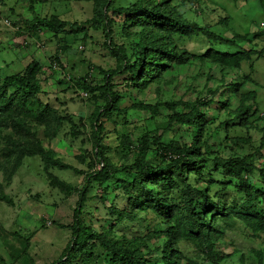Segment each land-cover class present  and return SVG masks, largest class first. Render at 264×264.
I'll list each match as a JSON object with an SVG mask.
<instances>
[{"label": "rangeland", "instance_id": "obj_1", "mask_svg": "<svg viewBox=\"0 0 264 264\" xmlns=\"http://www.w3.org/2000/svg\"><path fill=\"white\" fill-rule=\"evenodd\" d=\"M135 1L100 0L106 17L94 27L93 0H0V102L3 106L10 103L7 109L0 108V198L6 196L12 201H0V264H54L58 260L62 264H112V255L101 247V241L134 248L144 242L148 250L162 241L157 237L162 229L156 211L143 203L145 194L138 198L140 190L134 175L116 174L108 181H94L92 175L100 169L94 151L96 119L103 127L98 135L100 153L110 168L129 166L135 160L169 165V159L155 146L145 152L141 145L157 138L168 149L167 157L175 155L171 148L190 145L193 128L171 119L174 111L180 110L173 106L199 99L208 103L211 97L207 91L219 86L223 73L228 80L248 75L250 82L231 98L229 111L202 108L207 112L199 122L203 123L196 142L200 152L183 171L191 189H205L211 199L229 205L236 184L224 177L215 161L254 155L249 160L255 167L264 164L260 147L264 134V10L258 0L235 4L229 0H199L193 6L167 0L174 13L201 29L209 28L227 37L249 32L254 38L259 33L253 46L244 45L258 54L251 56L252 67L249 63H243L240 71L213 67L209 74L215 80H207V67L175 64L173 68L172 56L155 54L148 71L145 66L140 78L133 81L128 73L120 71L141 56L132 36L140 30L154 32L152 21L145 25L142 17L135 20L125 12ZM52 17L66 23L60 32L37 23L31 34L34 18L50 21ZM224 18L229 22L218 24ZM103 27H108L110 34ZM159 37L164 40L162 45L172 42L177 51L188 55H201L209 45H218L200 37L171 34L168 40L165 33ZM32 61L41 65L33 82L40 92L28 98L29 114L25 116L17 106L20 94L13 98L14 88L2 97L1 79L23 75ZM108 73L112 74L106 78ZM104 91L117 99L115 111L105 110ZM248 92L256 93L255 101L249 102L252 109L236 119L238 101ZM138 105L148 109L136 108ZM6 113L10 118H5ZM226 121L230 122L222 132ZM21 162L24 165L17 167ZM174 177L172 184L168 178H164L165 184L157 179L147 182L148 193L163 194L179 211L185 207V195L194 197L195 204L202 199ZM83 190L87 200L81 222L96 238H85L76 247L71 243L70 227ZM176 248L184 257H202L192 243L178 242ZM216 250L226 255L238 252L220 264H239L240 260L251 263L253 250L264 255V238H252L237 225L225 231Z\"/></svg>", "mask_w": 264, "mask_h": 264}, {"label": "trees", "instance_id": "obj_2", "mask_svg": "<svg viewBox=\"0 0 264 264\" xmlns=\"http://www.w3.org/2000/svg\"><path fill=\"white\" fill-rule=\"evenodd\" d=\"M199 0H181V4H187L193 6L197 4ZM235 4L239 0H229ZM167 0H136L129 9L125 12L131 15L135 20L142 17L144 24L148 21H152L154 25V32L145 33V31H138L132 36V40L135 43V48L141 52V56L138 57L130 66L124 65L120 71L122 73H128L133 81L138 77L140 78L141 72L150 67L151 57L155 56H168L171 59L170 64L175 68L176 65L190 64L191 66L207 67V80H215L210 76L213 67L220 68L221 71L236 70L240 71L243 63H249L252 67V54L258 55L254 49L247 50L244 48L245 44L253 46L254 38L259 36L254 34V38L249 37V32L245 34L232 33L230 37H227L225 33L218 35L212 32L209 28L201 29L196 24H188L182 17L174 13L167 5ZM259 6L264 10V0H258ZM93 21L98 27L99 20L105 16V9L100 5V0H93ZM106 17V16H105ZM229 22L228 18L219 19L218 24L226 25ZM37 23L43 25L51 31L60 32L66 23L60 21L57 17H52L50 21L38 20L34 18V22L30 29L31 34L37 28ZM145 24V25H146ZM106 26V25H104ZM108 28V27H107ZM106 29L107 35L110 34L109 29ZM142 29V28H141ZM173 31V32H171ZM180 31V33L178 32ZM165 33L168 40L170 35H178L181 37H200L207 41L209 44L216 42L218 45L211 48L208 46L204 54L201 55H188L186 52L180 50L177 51L176 46L172 42L167 41V44L162 45L164 42L160 35ZM227 34V33H226ZM157 35V37H156ZM242 43V44H240ZM160 46H159V45ZM163 46V47H161ZM168 46V47H167ZM175 48V49H174ZM177 51V53H175ZM123 58L125 55L122 53ZM148 56V58L146 57ZM150 61V62H149ZM147 64V65H145ZM176 64V65H175ZM164 66V65H163ZM41 65L37 61L30 62L26 67L23 75L9 76L2 80V97L7 95L9 88H14L16 95L20 94L17 106L21 114L27 116L29 114L27 102L28 98H33L39 94V88L33 82L35 81ZM172 68V67H170ZM112 73H108L106 78L111 76ZM226 73H223L218 80L219 86L213 90L208 89L207 94L211 97L208 103H204L202 99L197 101H185L178 102L173 106L175 110L180 107L178 113L174 111L175 115L171 117L174 121L182 125H190L193 128V141L188 147H173L170 150L175 151L174 156H170L166 152H169L159 142V139H154L151 144L143 143L141 150L145 151L155 146L157 152L161 153L165 159H169V165H152L148 161L135 160L132 165L121 166L119 168H110L108 163L103 159L100 153V144L98 141V135L103 130L101 124H98V119L94 124L95 140L94 151L95 158L100 164V169L93 173L94 181H108L113 175L116 174H132L134 175V182L138 185L140 190L138 198H142L145 194L143 203L148 204L158 216L162 231L157 233V237L162 241L155 249H146L144 242L137 248L128 246H119L114 243H108L101 241V247L108 252V255H112L110 263L112 264H220L226 260H231L237 251L232 252L230 255H226L223 251L216 250V245L221 244L225 231L235 228L237 225H241L244 229L250 232L252 238H264V164L257 167L249 160L254 155H249L242 159H226L215 161V165L222 169V174L226 178L232 179L236 187L234 190V198L229 205L222 202L215 201L209 197V194L205 189L192 188L188 185L187 175L184 173V168H189L190 164L195 161V157L200 152L199 145L196 143L200 135H202V126L199 122L205 117L207 110H202L204 106H211L212 108H222L227 111L230 110V101L233 96L237 95L240 89L248 82L250 77L248 75H238L233 79L228 80ZM106 94V109L115 111L117 99H112ZM221 97V100L218 99ZM241 100L238 101L236 119L243 117L252 109V105L249 102H254L256 93L248 92L242 94ZM8 102V101H7ZM10 103L0 102V108L7 109ZM136 108L148 109L146 105H138ZM10 114L6 113L5 118ZM13 117H15L13 115ZM41 117V116H40ZM16 118V117H15ZM15 121L14 119H12ZM21 122H23L21 120ZM230 121L223 123L222 132H225L226 125ZM16 124H18L16 122ZM19 125V124H18ZM221 129V128H220ZM216 132H218L216 130ZM261 149L264 150V134L261 138ZM165 152V155L164 153ZM44 156L42 160L44 161ZM21 162L17 167L23 166ZM252 173L256 176L252 177ZM174 175L179 180L181 185L185 186L187 190L195 191L201 195V198L197 204H195L194 197L185 195V207L180 211L178 208L173 209L170 202L166 201V197L161 193H148L146 183L151 182L154 179L166 183L164 178H168L167 182L172 184L174 182ZM254 179V180H253ZM87 185L89 182L87 181ZM81 192L77 208L75 209L73 222L70 227L72 232V244L79 247L85 238H96V234L90 229L84 227L81 222V213L83 205L85 203L86 194ZM6 201L11 204L12 201L6 196H1L0 201ZM169 222H174L169 226ZM162 233L164 236L161 238ZM149 240H152L149 238ZM178 242H189L198 248L201 254V258H187L182 256L180 251L176 248ZM69 250V249H68ZM66 249V251H68ZM205 252V255L202 253ZM149 255V256H147ZM254 259L253 262L247 263L242 260L239 264H264V255L261 251L253 250L251 255ZM241 259V257H240ZM57 262H61L58 260ZM54 263V264H57ZM62 264V263H60Z\"/></svg>", "mask_w": 264, "mask_h": 264}]
</instances>
